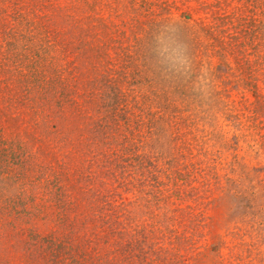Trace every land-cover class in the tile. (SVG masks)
<instances>
[{
  "label": "rangeland",
  "instance_id": "rangeland-1",
  "mask_svg": "<svg viewBox=\"0 0 264 264\" xmlns=\"http://www.w3.org/2000/svg\"><path fill=\"white\" fill-rule=\"evenodd\" d=\"M58 244L264 264V0H0V264Z\"/></svg>",
  "mask_w": 264,
  "mask_h": 264
},
{
  "label": "trees",
  "instance_id": "trees-1",
  "mask_svg": "<svg viewBox=\"0 0 264 264\" xmlns=\"http://www.w3.org/2000/svg\"><path fill=\"white\" fill-rule=\"evenodd\" d=\"M59 246V250H53V249H51V251L50 252H48L47 254H48V256L52 259V260H54V263L53 264H67L69 261H68V259H63L62 257H61V255H65V256H69V258H72L71 260H72V262H71V264L75 261L73 258V256L71 255V253H63V251H62V246L61 245H57V247ZM66 261H68L67 263H66Z\"/></svg>",
  "mask_w": 264,
  "mask_h": 264
},
{
  "label": "clouds",
  "instance_id": "clouds-1",
  "mask_svg": "<svg viewBox=\"0 0 264 264\" xmlns=\"http://www.w3.org/2000/svg\"><path fill=\"white\" fill-rule=\"evenodd\" d=\"M169 19L173 22L179 21L178 19L172 17H170ZM174 64H179L182 68L190 67L188 58L182 54L176 57V59L174 60Z\"/></svg>",
  "mask_w": 264,
  "mask_h": 264
}]
</instances>
